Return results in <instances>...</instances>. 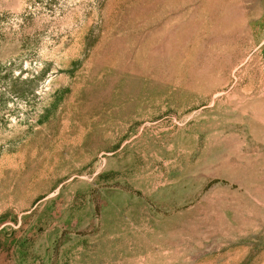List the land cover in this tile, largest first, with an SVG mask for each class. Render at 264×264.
Returning a JSON list of instances; mask_svg holds the SVG:
<instances>
[{"label":"rangeland","instance_id":"374dc122","mask_svg":"<svg viewBox=\"0 0 264 264\" xmlns=\"http://www.w3.org/2000/svg\"><path fill=\"white\" fill-rule=\"evenodd\" d=\"M0 264H264V0H0Z\"/></svg>","mask_w":264,"mask_h":264}]
</instances>
